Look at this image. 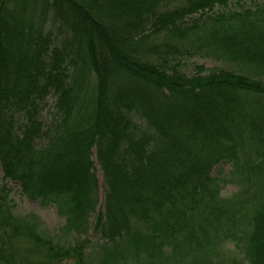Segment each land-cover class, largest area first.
<instances>
[{
  "label": "trees",
  "instance_id": "16d2710c",
  "mask_svg": "<svg viewBox=\"0 0 264 264\" xmlns=\"http://www.w3.org/2000/svg\"><path fill=\"white\" fill-rule=\"evenodd\" d=\"M93 157L101 264H213L238 232L229 264H264V0H0V167L65 221L51 235L1 190L0 264H97Z\"/></svg>",
  "mask_w": 264,
  "mask_h": 264
},
{
  "label": "rangeland",
  "instance_id": "374dc122",
  "mask_svg": "<svg viewBox=\"0 0 264 264\" xmlns=\"http://www.w3.org/2000/svg\"><path fill=\"white\" fill-rule=\"evenodd\" d=\"M200 60V59H198ZM198 60H187L186 64L189 65L191 61ZM205 65V67L209 68L213 65L211 61L200 60ZM51 100H49V103ZM51 106V103L50 105ZM44 118L46 113L43 112ZM95 163L94 172L98 179V204L96 207V213L93 214L90 218V227L86 239L90 242L82 241V245H80V250L82 251V256L86 257L88 254L95 263L101 264L105 259L104 255L99 256L96 253V250L100 249V245L103 244L106 239H104L98 231H96V225L98 220V214H103L105 210L104 208V191L105 184L102 172L100 167L96 163L95 157L92 159ZM235 171L231 164L224 163L219 164L212 171V175L219 181H223L225 183L220 182L218 187L220 188V195L224 199L228 198H237L241 196L243 191L247 190V186L243 184L241 181L238 182V176L233 178L230 176L231 172ZM254 189V188H253ZM1 190H7V200L11 201L14 205L13 212L15 215L19 217H27L30 215L36 216L41 222V227L48 231L51 235H56L60 228L64 226V218H62L57 212V206L54 204L49 205H41L39 201H31L27 199L22 193L21 188L17 183L10 181L9 179L3 177V173L0 167V195L6 194V192H2ZM249 191V189H248ZM259 192V191H258ZM258 197H263L260 193H258ZM257 198L251 202L249 205L253 207H258ZM256 204V205H255ZM103 221V220H102ZM242 229V228H241ZM240 229V230H241ZM223 237V236H222ZM211 239L216 240L213 236ZM223 238L216 240V247H211L210 249V260L213 261V264H229L234 262H243L245 261L244 248L246 246V242L243 239V236L240 232H238L233 240V238H229L228 240L222 241ZM128 249L131 247L126 246ZM109 263V258L105 262ZM122 264V262H120ZM62 264H75V261H62Z\"/></svg>",
  "mask_w": 264,
  "mask_h": 264
}]
</instances>
